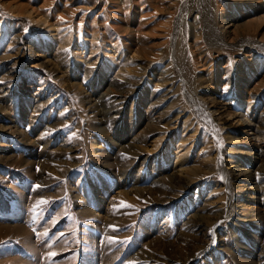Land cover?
<instances>
[{"label": "rangeland", "instance_id": "1", "mask_svg": "<svg viewBox=\"0 0 264 264\" xmlns=\"http://www.w3.org/2000/svg\"><path fill=\"white\" fill-rule=\"evenodd\" d=\"M0 264H264V0H0Z\"/></svg>", "mask_w": 264, "mask_h": 264}]
</instances>
